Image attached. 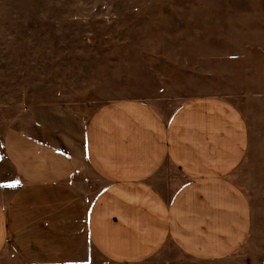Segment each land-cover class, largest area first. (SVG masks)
<instances>
[{"label":"crops","instance_id":"obj_1","mask_svg":"<svg viewBox=\"0 0 264 264\" xmlns=\"http://www.w3.org/2000/svg\"><path fill=\"white\" fill-rule=\"evenodd\" d=\"M87 108L0 107V255L67 264L91 248L141 264L171 243L217 261L249 241L253 209L234 175L253 132L233 101L196 97L169 115L142 99Z\"/></svg>","mask_w":264,"mask_h":264},{"label":"rangeland","instance_id":"obj_2","mask_svg":"<svg viewBox=\"0 0 264 264\" xmlns=\"http://www.w3.org/2000/svg\"><path fill=\"white\" fill-rule=\"evenodd\" d=\"M203 96L233 101L252 129V158L234 175L252 234L222 260L168 243L141 264H264V0H0V107L82 103L90 115L106 101L142 99L169 115ZM67 264L112 263L86 248Z\"/></svg>","mask_w":264,"mask_h":264}]
</instances>
